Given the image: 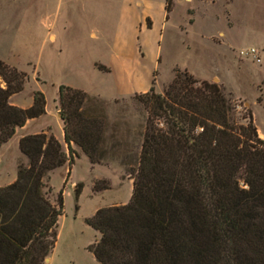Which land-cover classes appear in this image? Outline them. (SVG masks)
Returning a JSON list of instances; mask_svg holds the SVG:
<instances>
[{"label":"trees","instance_id":"16d2710c","mask_svg":"<svg viewBox=\"0 0 264 264\" xmlns=\"http://www.w3.org/2000/svg\"><path fill=\"white\" fill-rule=\"evenodd\" d=\"M171 3L165 0L166 13ZM26 80L0 60V147L45 114L39 91L29 108L9 103ZM137 100L147 118L137 167L129 174L130 200L85 220L99 235L89 246L96 263L264 264V140L250 111L236 123L220 87L186 71H176L162 94L151 86ZM88 102L81 90L58 88L66 151L47 132L18 141L27 165L0 187V264H44L54 249L63 192L52 204L44 190L50 172L78 158L72 145L91 165L102 162L106 120L88 113ZM102 183L94 184V193L110 190ZM81 188L75 186L76 202Z\"/></svg>","mask_w":264,"mask_h":264},{"label":"rangeland","instance_id":"374dc122","mask_svg":"<svg viewBox=\"0 0 264 264\" xmlns=\"http://www.w3.org/2000/svg\"><path fill=\"white\" fill-rule=\"evenodd\" d=\"M164 7L165 0H0V60L27 79L9 103L27 107L41 92L45 117L32 128L45 126L41 131L54 136L58 88L65 86L85 92L88 113L106 120L101 163L78 155L72 166L48 174L50 191H44L52 204L63 192V214L44 264H97L89 246L99 235L85 220L129 202V174L137 167L147 118L137 100L142 93L133 91L152 86L162 94L176 71H186L220 87L236 123L250 111L264 140V0H172L168 13ZM251 48L260 52V64L240 55ZM19 140L17 133L0 147V187L27 165ZM103 181L110 190L94 193V184L102 187Z\"/></svg>","mask_w":264,"mask_h":264},{"label":"crops","instance_id":"0c3cea01","mask_svg":"<svg viewBox=\"0 0 264 264\" xmlns=\"http://www.w3.org/2000/svg\"><path fill=\"white\" fill-rule=\"evenodd\" d=\"M147 91H149V90H143V91H133L130 95H132V94H134V93H142V94H144V93H146ZM92 96V95H91ZM31 103H32V99H31V101H30V103H29V105L27 106V107H29L30 105H31ZM46 106H47V104H46ZM27 107H21L20 106V108H27ZM46 112H47V110H46ZM57 115V114H56ZM44 117H45V115H44ZM43 116L42 117H40V118H38V119H35V120H29V121H27L26 122V124L22 127V128H18V129H16V131H15V135L17 134V133H20V139L22 138V137H25V136H28V135H35V134H39V133H41L42 131H41V129H43L45 126H43V127H40V128H32V126L33 125H35L36 123H39L40 121H42V119L44 118ZM62 127H63V125H62V122L59 120L58 121V134L57 135H55L54 134V137L56 138V140L63 146V149L66 151V146L64 145V140H63V130H62ZM14 135V136H15ZM5 145V144H4ZM2 147H3V145H2ZM73 148V147H72ZM73 149H75V148H73ZM75 151L77 152V154L78 155H83L82 154V152L79 150V149H75ZM84 156V155H83ZM22 157V159H23V161H24V163H26L27 164V160H26V158L24 157V156H21ZM100 195H103V194H100ZM117 206H119L118 204H117Z\"/></svg>","mask_w":264,"mask_h":264},{"label":"built area","instance_id":"2783aa9c","mask_svg":"<svg viewBox=\"0 0 264 264\" xmlns=\"http://www.w3.org/2000/svg\"><path fill=\"white\" fill-rule=\"evenodd\" d=\"M240 55L249 57L256 64H260L261 63V54L255 48H251V49H249V50H247L245 52H241Z\"/></svg>","mask_w":264,"mask_h":264}]
</instances>
